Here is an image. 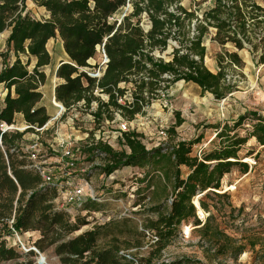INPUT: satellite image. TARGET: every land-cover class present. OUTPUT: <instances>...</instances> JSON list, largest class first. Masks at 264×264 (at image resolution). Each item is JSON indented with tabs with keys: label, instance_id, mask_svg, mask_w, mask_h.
<instances>
[{
	"label": "trees",
	"instance_id": "16d2710c",
	"mask_svg": "<svg viewBox=\"0 0 264 264\" xmlns=\"http://www.w3.org/2000/svg\"><path fill=\"white\" fill-rule=\"evenodd\" d=\"M32 1L46 10L48 19L32 17L27 0H0V39L9 33L6 51L0 54V86L6 92L0 100V124L16 125L21 115L28 127L5 134L0 131V264H33V251L24 254L8 245L14 231L37 233L35 248L40 253L53 251L59 264H202L189 258L164 262L163 252L184 224L201 226L195 198L219 195L216 192L224 177L235 168L244 175L249 172L240 152L253 138L264 146V116L246 112L233 126L216 125L215 147L200 155H194L200 139L178 138L176 129L184 123L179 114L167 132L166 146L148 150L136 130L122 134L118 150L102 142L86 146L87 159L101 162L89 173L100 171L110 176L125 167L147 168L146 177L159 173L160 183L171 187L172 201L166 211L163 203L149 209L157 217L145 218L141 225L134 219H112L83 232L91 225L90 213L102 212L103 206L88 199L81 203V212L88 214L75 217L59 207L58 184H45L40 172L29 167L24 136L37 133L36 128H43L55 116L43 105L41 90L48 81L44 69L52 65L47 49L50 40L59 38L69 58L55 73L62 82L55 88L54 98L66 110L64 118L80 109L91 113L98 128L114 121L118 113L134 122L159 91H168L179 82L197 85L216 100L226 98L234 88L226 83L224 65L242 66L239 52L243 50L249 51L256 66H264V0H214V6L200 16L183 7L180 0ZM128 6L122 17H116ZM210 30L214 31L213 42L236 50H224L218 57L217 73L205 65L208 51L204 43ZM101 46L108 63L97 79L82 69L92 67L90 61ZM171 47L169 61L157 57ZM11 55L13 62L9 61ZM94 103L97 106L92 110ZM246 121L253 123L252 131L242 137L236 131ZM203 198L200 207L209 211ZM200 229L205 236L211 230L209 224ZM213 237L227 247L231 244L230 237L220 230ZM145 247L147 254L143 255Z\"/></svg>",
	"mask_w": 264,
	"mask_h": 264
},
{
	"label": "rangeland",
	"instance_id": "374dc122",
	"mask_svg": "<svg viewBox=\"0 0 264 264\" xmlns=\"http://www.w3.org/2000/svg\"><path fill=\"white\" fill-rule=\"evenodd\" d=\"M180 2L187 10L194 11L200 16L212 7L214 0ZM258 2L262 3V0ZM27 8L37 20L43 21L49 17L46 10L32 0H27ZM128 9L129 6L116 17H122ZM145 28L147 29V26ZM209 32L210 40L205 42L208 51L205 65L210 71L217 73L220 67L218 57L226 51L232 53L236 50L232 45H227L223 49L212 41L214 31ZM6 38L7 33H4L0 39V54L6 51ZM47 49L52 56V65L44 69L48 81L42 90L43 104L55 115L52 103V88L57 80L55 73L58 65L69 61V58L65 55L59 38L52 39ZM171 53L172 47L163 54H157V57L169 61ZM239 55L243 62L242 66L224 65L226 83L234 88L226 98L216 100L211 94L203 93L197 85L179 82L168 91H164L166 95L164 100L159 94L151 106L129 125L130 130H136L143 136L142 141L148 150L163 147L169 142L167 132L175 126L179 114L184 123L176 129L178 138L200 139L194 146V155H200L202 151L215 147L212 141L218 131L214 128L216 125L233 126L246 112L264 116V66H256L247 49L239 52ZM9 61H14L13 55L9 57ZM100 62L101 55L97 52L90 64L98 66ZM0 65L3 66L1 57ZM33 66L34 61L31 62L29 70H32ZM121 87L131 88L130 85ZM71 115L74 122L65 119L59 122L52 121L39 135L27 133L24 136V146L26 150H34L39 161L50 169L54 182L59 184L62 191L56 203L59 207L67 209L72 217L88 214L86 211L81 212V204L69 202L68 192L76 188L83 189L81 195L84 201L94 199L103 206L102 212L90 213L88 220L91 225L83 228L81 232L91 229L94 224H104L112 219H134L141 225L145 218L157 217L155 213L148 211L156 204L163 203L165 211L169 208L172 189L160 183L159 173H152L146 177L148 169L138 167H125L110 176L100 171L89 173L91 168L100 165L101 162H91L87 159L84 154L86 146L102 142L118 150L119 141L113 138L111 133L117 131L121 121L126 120L118 118L114 124L105 123L102 130H99L90 112L76 109ZM252 124L246 121L236 132L245 137L252 131ZM17 125L24 131L25 125L22 120L18 119ZM59 140L77 143L74 151L77 166L70 174L59 148ZM240 158L241 162L249 164V172L244 175L240 168H235L231 174L224 177L221 190L216 192L219 195L210 193L207 197L203 194L195 198L194 203L198 201L199 204V200L204 197L203 201L209 211L195 205L201 226L196 227L192 222L184 224L177 238L163 252L162 261L189 258L202 264H264V146H260L253 138L240 152ZM82 170L88 173H82ZM183 171L186 173V169ZM208 224L211 230L205 236L200 228ZM216 230L230 237V246L227 247L213 237ZM38 238L37 233L16 235L13 232L12 237H8V245L24 254L29 252L25 253L23 247L31 249L30 252L34 250L30 257L33 264H39L41 257H45L46 264H59V258L53 251L40 253L35 248L34 243ZM147 249L148 247L143 248V255L147 254Z\"/></svg>",
	"mask_w": 264,
	"mask_h": 264
},
{
	"label": "built area",
	"instance_id": "2783aa9c",
	"mask_svg": "<svg viewBox=\"0 0 264 264\" xmlns=\"http://www.w3.org/2000/svg\"><path fill=\"white\" fill-rule=\"evenodd\" d=\"M97 51L101 55V62H100V64L98 66H93V65L90 64L92 66L91 68H83L82 71H84V72L92 75L93 77H95L97 79H100L101 76L103 75V72L105 71L106 65L108 63V59L106 57L105 51L103 49V46L98 47ZM158 93L161 94V98L164 100V98L166 97L165 93L163 91H159ZM4 95H5V93L4 94H0V100H2L4 98ZM102 98L103 99H106V97H102ZM120 102H122V100H120ZM52 103H53L54 107L57 109V112H56L55 116L43 128H41V129H37L36 128V132L37 133H33V134L39 135L40 133L44 132L48 128L49 124L52 121L59 122V121L65 119L68 122L69 121L70 122L71 121L74 122V117H71V116H73V115H71L72 112L67 117L64 118V115L66 113V110L64 109V107L61 104L57 103L56 100H55V98H53ZM79 106L81 107L82 106V103ZM96 106H97L96 103H94L92 105V110H94L96 108ZM75 110L76 109H74L73 112ZM118 118H123V117L118 113V114H116V118H115L114 121H112V122L107 121L105 123H111V124L113 123L114 124ZM105 123H103L99 127V130L101 128H103V126H104ZM131 124H133V122L121 121L118 124L117 131L111 133V136L113 138L118 139V141H119V139L121 138V136H122L123 133L128 132V131H131L130 130V127H129V125H131ZM27 128H28L27 126H24V128H23L24 131ZM0 131L2 132V134H5V133H10V132L22 131V130H21V128H18V125L17 124L16 125H10L9 126L7 124L1 123L0 124ZM0 147H2V137H0ZM33 147H35V146H33ZM59 148H60V150H61V152L63 154V157L66 160V166H67L68 171H69L68 174H70V172L71 171H74V169L77 166V162H76L77 159H76L75 154H74V151L77 148V143L76 142H72V141H67V140H59ZM26 151L30 153L31 165L29 167L35 168V169H37L40 172L41 177H42L44 183L45 184H57V183L54 182V177L50 173V169L47 166H45L41 161H39L36 152L34 150H31V149L26 150ZM81 172L82 173H85V174L87 173L86 170H82ZM58 187H59V192H60V197H61L62 191H61V187L59 186V184H58ZM82 191H83L82 188H76L73 191H69L68 192L69 195H70L69 202L81 204L84 201L82 199L83 196L81 195ZM14 233L16 235H18L17 232L14 231ZM22 249L24 250L25 253H28V252L31 251V249L27 250L25 247H23Z\"/></svg>",
	"mask_w": 264,
	"mask_h": 264
},
{
	"label": "crops",
	"instance_id": "0c3cea01",
	"mask_svg": "<svg viewBox=\"0 0 264 264\" xmlns=\"http://www.w3.org/2000/svg\"><path fill=\"white\" fill-rule=\"evenodd\" d=\"M214 6V3L212 4V7ZM211 7V8H212ZM8 36H9V33H7V38H8ZM6 38V39H7ZM210 38V37H209ZM208 37L205 39V42H208L210 39H209ZM51 41V40H50ZM49 41V42H50ZM48 42V43H49ZM211 42V41H210ZM63 44V43H62ZM204 45H205V43H204ZM207 47V46H206ZM64 48V47H63ZM65 55H66V53H65ZM67 56V55H66ZM68 57V56H67ZM34 64H35V62H34ZM60 65H58V67H59ZM58 67H57V69H58ZM1 70H2V65H0V72H1ZM62 82V80H60V79H58L57 78V80H56V82H55V84H54V86H53V88H52V99L55 97V88L57 87V85L59 84V83H61ZM194 85V84H193ZM46 86V85H45ZM45 86H43L42 87V89L41 90H43V88H45ZM5 93V95H6V92H5V89H4V87L3 86H1L0 87V94H4ZM43 93V92H42ZM5 95H4V97H5ZM43 100H44V93H43ZM44 105V104H43ZM49 110V109H48ZM49 112L51 113V111L49 110ZM17 118L18 119H20V120H22V122H23V118H22V116L21 115H18L17 116Z\"/></svg>",
	"mask_w": 264,
	"mask_h": 264
},
{
	"label": "bare ground",
	"instance_id": "6f19581e",
	"mask_svg": "<svg viewBox=\"0 0 264 264\" xmlns=\"http://www.w3.org/2000/svg\"><path fill=\"white\" fill-rule=\"evenodd\" d=\"M195 205H196L198 208H199V206H200V205L198 204V201H195ZM202 213H203V212H202ZM186 230H187V232H188V231H189V228L187 227ZM42 261H43V258L40 259V262H42Z\"/></svg>",
	"mask_w": 264,
	"mask_h": 264
},
{
	"label": "water",
	"instance_id": "95a60500",
	"mask_svg": "<svg viewBox=\"0 0 264 264\" xmlns=\"http://www.w3.org/2000/svg\"><path fill=\"white\" fill-rule=\"evenodd\" d=\"M32 251H34V250H32ZM41 258H43V261H42V262L39 261V264H46V259H45V257H41Z\"/></svg>",
	"mask_w": 264,
	"mask_h": 264
}]
</instances>
